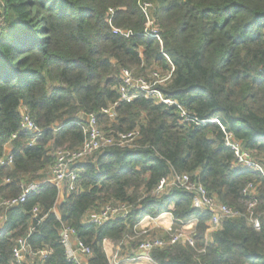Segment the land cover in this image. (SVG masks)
<instances>
[{
    "label": "trees",
    "instance_id": "trees-1",
    "mask_svg": "<svg viewBox=\"0 0 264 264\" xmlns=\"http://www.w3.org/2000/svg\"><path fill=\"white\" fill-rule=\"evenodd\" d=\"M139 1L0 0V159L18 134L12 164L0 165V199L42 182L25 202L0 210V264H14L20 238L29 246L23 264H75L62 243L64 228L91 249L88 264H110L106 242L124 244L143 220L165 214L176 227L195 223L194 247L156 249L151 257L158 264H264V175L234 167L218 124L181 123L182 112L218 120L264 169V0H144L154 7L162 46L144 38ZM111 11L112 26L133 36L113 33ZM123 70L146 78L171 74L158 89L177 105L140 95L119 103L111 121L103 110L119 102ZM23 109L43 131L33 146L20 132ZM79 113L96 114L108 134L138 132L137 147H112L75 166L77 190L58 203L60 191L43 180L57 151L82 147L86 122ZM174 174L188 175L240 216L209 232L211 214L195 209L191 194L176 188L156 194ZM251 183L257 190L245 196ZM117 204L130 207L125 219L88 222Z\"/></svg>",
    "mask_w": 264,
    "mask_h": 264
},
{
    "label": "built area",
    "instance_id": "built-area-1",
    "mask_svg": "<svg viewBox=\"0 0 264 264\" xmlns=\"http://www.w3.org/2000/svg\"><path fill=\"white\" fill-rule=\"evenodd\" d=\"M140 10L146 18V25L143 32L144 38L155 39L162 46V39L159 28L156 24V20L153 18L152 9L154 8L150 2L140 0L138 4ZM113 12L110 13L108 23L110 24L112 31L115 35L130 38L133 36L132 31H127L112 26L111 18ZM164 56L168 59L167 55ZM170 62V60L168 59ZM171 77L161 75L159 71H152L146 78L144 76H136L133 71L123 70L121 73L122 84L118 89L119 102L103 110V114L110 117L111 121L116 119V108L119 103H131L140 95H144L147 99H153L158 104H164L168 106L177 105L164 97L158 86H162ZM81 121L86 122V139L82 147L77 151H57L55 153V164L50 169L49 175L43 180L55 185L60 192L70 194L77 190L76 182L78 179L75 166L81 164L92 158L98 152L105 151L112 147L118 148H130L133 149L136 146V140L139 136L138 132L130 133H106L104 127L99 124L98 116L96 114L79 113L76 116ZM181 123H190L194 125H205L208 123L218 124L225 133V146L231 149L235 155L234 167L240 169H246L253 172H259L264 175L263 166L258 162L250 152L243 149L242 142L236 140L233 134L227 133L225 128L216 119L201 121L194 116L182 112ZM59 125L53 127V130L57 131ZM20 132H26L31 136L28 141V146H33L39 137H41L43 131L39 129L32 120L29 112L25 109L22 110V119L20 123ZM18 134L12 136L10 141L5 146V152L0 159L1 166H10L13 162V151L11 142L17 139ZM42 182L36 181L23 187L22 194L18 198L14 199H0V210L2 208H12L25 202V199L34 191H36ZM180 189L193 196V207L203 212H209L211 219L209 222L210 230L213 232L217 230L223 221L237 218L240 216V212L227 206L226 204L219 203L215 198L211 197L206 188L191 180L188 175L174 174L168 179H163L156 191L157 195L165 194L170 189ZM257 187L254 184H249L245 190V196H252L255 194ZM255 206L254 203L249 204L250 210ZM130 213V207L126 204L109 205L104 208L100 213L93 214L89 217L88 222L94 225H103L110 220L125 219ZM33 214L37 216L38 210L35 209ZM4 220L0 216V221ZM254 228L260 229V222L258 219L253 218L251 220ZM189 224V223H188ZM190 226V225H189ZM143 235H147L144 232ZM76 233L71 228H64L61 233L62 243L66 248V254L68 259L75 264H88V261H84L83 258L89 260L92 256V251L89 247L75 239ZM75 239V240H74ZM177 243H186L194 247L193 235L191 237L185 236L184 232L173 236L168 239H148L145 238L134 252L133 258L122 262L119 258V254L116 253L113 257V261L110 264H123L130 261L139 262L142 264H158L155 262L151 253L156 249H164L166 247L175 245ZM29 253V246L26 239L20 238L16 241V246L13 250L14 264H23L25 262V255ZM47 253H40L41 256H45ZM33 255V254H31ZM110 261V260H109Z\"/></svg>",
    "mask_w": 264,
    "mask_h": 264
},
{
    "label": "rangeland",
    "instance_id": "rangeland-1",
    "mask_svg": "<svg viewBox=\"0 0 264 264\" xmlns=\"http://www.w3.org/2000/svg\"><path fill=\"white\" fill-rule=\"evenodd\" d=\"M161 75L162 72L160 71ZM249 206V205H248ZM250 209V208H249ZM146 220V219H145ZM147 222V221H146ZM144 232H147V235H143ZM184 232L185 236L191 237L192 235V229H190L189 225L185 226H179L176 227L174 226V223L170 218L166 217L163 220L157 221V222H150V223H143L142 225L140 224L137 228V233L135 237H131L129 240L125 241L124 244L121 245H114L113 243L107 244L106 249V254L111 261H113V257L115 256L116 253L119 254V258L122 262H125L129 260V258H133L132 255H134L135 249L130 248V242H135L136 244H139L145 239H155V238H161V239H168L172 238L173 236H176L179 233ZM122 245L124 247H128L129 250L126 251L125 249L122 248ZM138 248V247H137ZM123 264H142L139 262H133L130 261L128 263H123Z\"/></svg>",
    "mask_w": 264,
    "mask_h": 264
},
{
    "label": "crops",
    "instance_id": "crops-1",
    "mask_svg": "<svg viewBox=\"0 0 264 264\" xmlns=\"http://www.w3.org/2000/svg\"><path fill=\"white\" fill-rule=\"evenodd\" d=\"M64 198H65V193L60 192L58 203H59V202H60V203L63 202V201H64ZM54 212H55V213H58L57 208L54 210ZM166 217L170 218V220L173 221L174 226H176V225H175V221H174V219L172 218V216H171L170 214L162 215L161 217H159V218H157V219L147 218L146 220H143V221H142L141 225H142L143 223H147V222L150 223L151 221H152V222H157V221H160V220L165 219ZM4 221H5V220H1V221H0V228H2V226H3V224H4ZM146 221H147V222H146ZM186 225H190V229H192V233H193V231H194V227H195V223H194V222H190L189 224H186ZM184 226H185V225H184ZM74 240H75V239H74ZM109 243H111V242H106V243H105V248L107 247V244H109ZM135 251H136V250H135ZM132 256H134V255H132ZM83 260H84V261H88L86 258H83Z\"/></svg>",
    "mask_w": 264,
    "mask_h": 264
}]
</instances>
